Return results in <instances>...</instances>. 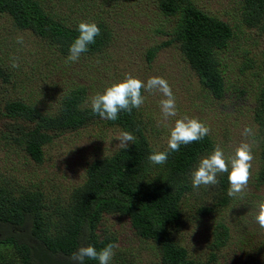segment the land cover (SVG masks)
Listing matches in <instances>:
<instances>
[{
	"label": "rangeland",
	"instance_id": "obj_1",
	"mask_svg": "<svg viewBox=\"0 0 264 264\" xmlns=\"http://www.w3.org/2000/svg\"><path fill=\"white\" fill-rule=\"evenodd\" d=\"M37 1L47 14L69 26L103 23L110 30V38L103 49L83 53L77 62L69 63L68 54L59 52L47 39L17 28L7 14L0 13V65L5 72V79H0L3 194L24 197L36 192L43 229L51 231L65 208L70 188L83 181L86 165L115 152L119 148L116 138L122 132L100 120L75 130L65 129L53 134L43 147L41 160L34 161L25 152L16 129L32 124L5 116L4 102L19 100L32 104L41 114L53 115L63 93L77 86L84 88L82 105L90 107V97L126 75L142 81L159 76L172 88L177 116L164 120L158 106L164 97L142 90L145 102L135 109V115L153 148L167 147L169 129L176 119L187 116L210 128L211 148L201 157L217 145L228 157L241 142L251 144L254 157L248 187L237 198L227 195V173L218 175L217 185L198 189L191 185V173L187 175L189 188L180 200L179 220L171 226L173 239L190 258L203 264H262L264 234L252 217L255 204L264 199V162L260 158L264 97L259 89L264 81V7L258 22L246 25L241 20V0H190L231 29L226 46L217 52L224 91L215 98L189 68L177 42L170 40L175 17L163 15L157 0ZM18 37H22V44L17 43ZM152 48L155 51L149 60L147 51ZM14 57L18 58V68L11 67ZM245 126L252 127L253 136L241 135ZM218 224L226 227V237L215 244ZM1 226L0 236L5 232ZM92 236L94 241L104 240L105 246L117 245L110 264H163L153 242L137 236L127 217L119 212H101L94 221ZM0 264H20L10 243L0 244Z\"/></svg>",
	"mask_w": 264,
	"mask_h": 264
},
{
	"label": "trees",
	"instance_id": "obj_2",
	"mask_svg": "<svg viewBox=\"0 0 264 264\" xmlns=\"http://www.w3.org/2000/svg\"><path fill=\"white\" fill-rule=\"evenodd\" d=\"M241 1V20L254 25L261 16L264 0ZM157 7L163 15L175 17L170 40L177 42L189 68L213 97H221L224 80L217 52L230 39V27L190 0H157ZM0 13L7 14L17 28L47 39L63 54H68L70 44L79 35L78 25L69 26L53 18L37 0H0ZM97 26L100 34L84 54L98 52L109 42L110 30L103 23ZM154 51V48L147 51V59H151ZM4 73L0 65V79H5ZM259 89L264 97V81ZM83 97L81 86L64 92L53 115L41 114L32 104L10 100L4 102L3 114L12 121L19 118L32 124L16 129L25 152L34 161L41 160L44 145L56 132L75 130L98 120L132 133L135 140L126 149L119 147L109 156L93 159L86 165L83 181L70 188L65 208L51 231L43 229L36 192L15 197L4 195L0 186V225L5 231L0 244L10 243L20 264H73L69 257L80 246L92 245L97 250L105 247L104 240L92 239L93 224L101 212L116 211L127 217L137 236L153 242L163 264H203L190 258L186 249L175 242L171 226L179 220L180 200L189 188L186 177L211 148L210 137L181 145L178 152L169 154L165 164L155 165L147 160L148 155L167 147L155 149L149 144L135 109L130 114L120 112L116 121L103 120L90 107L82 105ZM260 158L264 162V148ZM225 237L226 227L218 224L215 244ZM94 261L86 259L84 264Z\"/></svg>",
	"mask_w": 264,
	"mask_h": 264
},
{
	"label": "clouds",
	"instance_id": "obj_3",
	"mask_svg": "<svg viewBox=\"0 0 264 264\" xmlns=\"http://www.w3.org/2000/svg\"><path fill=\"white\" fill-rule=\"evenodd\" d=\"M79 35L73 40L68 49L66 62H77L83 53L88 51V46L95 42V37L100 34V28L95 22H80L77 26ZM17 43L22 44V37L17 38ZM18 58H13L11 67L18 68ZM142 90L151 93H160L164 98L159 101V109L164 120L177 116L176 100L169 83L162 77L152 76L147 81H142L133 76L126 75L121 81L107 86L103 92H98L90 97V108L94 115L103 120L116 121L120 112L131 113L133 109H139L145 102ZM210 133V128L196 118L176 119L169 129L167 149L165 151L152 152L147 160L155 165H163L167 162L171 152H178L181 145H188L202 140ZM241 135L245 138L254 135L250 126H245ZM121 149H126L135 140L132 133L122 131L116 138ZM254 157L251 144L241 142L235 149L234 154L226 157L220 146L199 159L197 166L191 171L190 180L193 188L201 186H215L218 184L217 177L227 173V195L237 198L248 187L251 178L250 169ZM253 222L258 225V230L264 234V199L254 206ZM114 243H108L105 247L97 250L92 245L80 246L73 252L69 259L73 264H84L85 260H96L98 264H110L115 255Z\"/></svg>",
	"mask_w": 264,
	"mask_h": 264
}]
</instances>
